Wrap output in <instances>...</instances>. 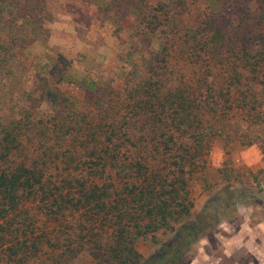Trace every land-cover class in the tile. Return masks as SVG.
<instances>
[{
    "label": "trees",
    "instance_id": "1",
    "mask_svg": "<svg viewBox=\"0 0 264 264\" xmlns=\"http://www.w3.org/2000/svg\"><path fill=\"white\" fill-rule=\"evenodd\" d=\"M195 1L109 0L110 22L132 20L122 80L42 60L35 119L17 50L43 37L44 7L0 0V264H179L216 219L182 221L211 146L256 144L264 161V0H205L189 24ZM165 230L142 259L136 239Z\"/></svg>",
    "mask_w": 264,
    "mask_h": 264
},
{
    "label": "rangeland",
    "instance_id": "2",
    "mask_svg": "<svg viewBox=\"0 0 264 264\" xmlns=\"http://www.w3.org/2000/svg\"><path fill=\"white\" fill-rule=\"evenodd\" d=\"M41 1L45 17L43 37L17 50V60L25 62L24 76L29 79L21 83L22 89L35 98V119L44 118L47 111V95L37 87L43 82L35 80L48 74L38 70L42 60L47 64L58 61L60 69L66 70L70 78H112L118 82L124 76L119 55H124L127 47H131L127 40L132 20L125 17L110 22L103 15V6L109 0ZM209 6L205 0H196L184 20L196 24ZM234 8L227 5L224 12L228 14ZM262 20L260 16L256 19ZM69 90L70 94L67 93L72 95L73 88ZM77 103L84 105L83 101ZM226 149L225 152L221 144L214 143L204 168L191 178L193 206L190 215L182 221L198 223L200 219H216L204 225L179 264H264V161L256 144L243 146L231 142ZM203 206L206 211L201 216ZM169 234V230H165L156 232L153 239L139 237L135 249L142 259H149ZM65 264L96 263L82 253Z\"/></svg>",
    "mask_w": 264,
    "mask_h": 264
}]
</instances>
